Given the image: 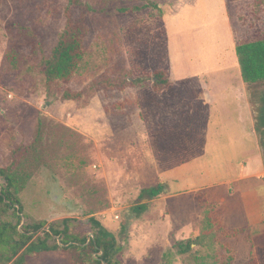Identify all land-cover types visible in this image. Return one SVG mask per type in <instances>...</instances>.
<instances>
[{
    "label": "rangeland",
    "instance_id": "1",
    "mask_svg": "<svg viewBox=\"0 0 264 264\" xmlns=\"http://www.w3.org/2000/svg\"><path fill=\"white\" fill-rule=\"evenodd\" d=\"M83 1L92 10L77 8L74 18L87 29L85 55L61 89L89 94L80 101H63L47 97L39 66L63 30L66 0H0V168L12 163L14 151L35 142L42 156L20 196L28 218L18 224L19 231L25 224L45 221L39 234L63 219L87 226L94 216L115 235L121 247L117 258L124 264H160L176 241L199 236L203 244L192 245V251L205 264L228 257L231 264H250L254 255L255 264H262L257 248L264 245L263 159L262 172L255 176L263 197L257 224L243 217L242 205L230 199V190L223 198L232 205L209 203L203 191L196 192L203 183L196 184L182 205L167 190L154 199L140 191L161 183V171L175 164L171 159L178 158L177 152L168 153L173 142L187 139L193 150L206 137L198 92L201 85L219 84L208 75L220 71L223 61H234L236 45L264 38V0ZM158 71L169 81L162 94L153 89ZM245 97L257 136L246 126L249 130H238L235 139L227 134L217 138L222 143L241 140L249 152L261 138L256 118L258 108H264V83L248 89ZM186 118L194 127L175 131ZM249 156L238 151L232 167L238 169ZM252 159L247 166L255 171L259 162ZM218 165L214 162L210 169ZM138 204L147 208L140 219L130 221L127 211ZM23 264L68 261L61 254L45 253L27 256ZM171 264L188 261L175 256Z\"/></svg>",
    "mask_w": 264,
    "mask_h": 264
},
{
    "label": "trees",
    "instance_id": "2",
    "mask_svg": "<svg viewBox=\"0 0 264 264\" xmlns=\"http://www.w3.org/2000/svg\"><path fill=\"white\" fill-rule=\"evenodd\" d=\"M77 8L92 10V7L83 0H66L63 30L49 57L43 59L39 66L48 98L80 101L83 95L89 94L87 90L61 89V85L68 83L75 74L85 55L83 39L87 29L82 22L74 18V10ZM235 52L242 80L248 89L263 84L264 38L253 42H242L236 45ZM13 57L12 65L17 67L15 55ZM152 78L154 79L153 89L157 92L163 91L169 85L163 71L156 72ZM260 109L258 108L256 127L257 130L259 128L261 130L260 142L264 150V108ZM35 143L23 148L24 151L21 148L14 151L12 163L8 167L0 168V178L3 181L0 184V264L2 261L10 262L13 259L14 264H23L27 256L36 257L45 253L61 254L67 259L68 264H124L117 258L121 247L115 235L94 216L90 217L87 226L77 225L72 219H63L50 223L47 226L48 230L39 234L37 233L45 226V221L25 224L19 231L18 224L22 220L21 214L25 219L28 218L24 214L20 196L26 181L31 177L30 169L42 162V156L36 150ZM18 153L24 155L22 161L18 159ZM164 188L165 185L159 183L143 188L140 194L142 197L154 199L163 193ZM15 205L18 208H15ZM146 208L147 204L130 207L127 211V214L131 215L130 221L140 219ZM9 217L16 221L14 225L9 221ZM125 218L121 222V231L126 229ZM237 232L240 231H235ZM87 233H91V237H87ZM202 244L201 236L193 240L176 241L170 249L163 253L160 264H171L175 256L186 257L188 264H205L192 251V245ZM257 250L264 257V245L258 247ZM254 257H251L250 264H255ZM232 261L233 258L228 257L226 261L215 264H231Z\"/></svg>",
    "mask_w": 264,
    "mask_h": 264
},
{
    "label": "crops",
    "instance_id": "3",
    "mask_svg": "<svg viewBox=\"0 0 264 264\" xmlns=\"http://www.w3.org/2000/svg\"><path fill=\"white\" fill-rule=\"evenodd\" d=\"M200 70L204 69L198 71ZM208 76L212 82L216 81L219 84L201 85V91L197 95V99L201 101V105L205 109V113L202 114L199 111L197 113L200 115L199 121L203 120L205 123L206 137L200 138L197 148L193 150L185 142L187 139H181V144L172 143L173 146L168 153H174L172 156L178 154V158L176 160L172 158L171 161H174L175 164L161 171L159 174L162 179L161 183L168 184L164 191L169 192L176 205H182L183 198L194 193V187L197 186L201 188L197 189L196 192L203 191L209 203L232 205L231 202L227 203L223 198L226 194L229 195L230 190L232 191L230 199L232 198L236 200L238 205H242L243 217L249 221L253 219L251 222L253 224L260 223L259 219L254 220L260 218L263 204V197L259 195L258 191L259 186L255 185V182L259 183L257 180H260L259 177L255 176L262 172L260 160H264V150L259 138L258 141L253 142L256 144L254 150H249V152H246L248 145H245L244 142L241 144V140L231 143L228 139L222 143L217 138L222 134H227L230 138L235 139L238 130L242 132L244 129L249 130V128L253 135L257 136L254 129L255 120L251 118L248 121L247 103L245 101L244 104L243 98L248 93V87L242 80L236 52L234 51V61H223L221 70L211 72ZM199 77H202V74L197 77L201 82L202 79ZM205 81L207 80L205 79ZM162 93L163 91L159 92V94ZM196 119H198L197 114L193 121ZM185 120L186 122L175 126V131L194 127L191 119L186 118ZM175 131L173 135L177 138ZM180 151H182L181 154L178 153ZM238 151L242 154H249L250 158L242 159L238 169H235L231 164L232 156ZM215 154H219V161H216L218 158ZM251 158L259 162L255 171L247 166ZM214 162H221V165L215 166L214 169L216 170L210 169ZM196 184L199 185L196 186Z\"/></svg>",
    "mask_w": 264,
    "mask_h": 264
},
{
    "label": "water",
    "instance_id": "4",
    "mask_svg": "<svg viewBox=\"0 0 264 264\" xmlns=\"http://www.w3.org/2000/svg\"><path fill=\"white\" fill-rule=\"evenodd\" d=\"M15 208H18V206L17 205H15ZM21 217H22V220H24V217H23V215L21 214ZM48 230V229H47ZM46 230V231H47ZM58 243L60 244V241L58 240Z\"/></svg>",
    "mask_w": 264,
    "mask_h": 264
}]
</instances>
